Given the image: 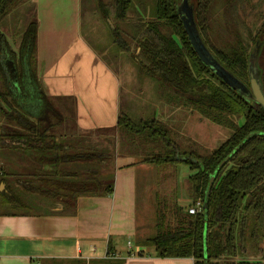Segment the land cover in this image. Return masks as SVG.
I'll return each mask as SVG.
<instances>
[{
	"label": "trees",
	"instance_id": "trees-1",
	"mask_svg": "<svg viewBox=\"0 0 264 264\" xmlns=\"http://www.w3.org/2000/svg\"><path fill=\"white\" fill-rule=\"evenodd\" d=\"M26 1L0 0V182L7 188L0 190V205L11 206L3 212L75 213L80 195L114 191L115 159L120 154L154 164L165 172L169 186V176L186 164L191 172L184 185L191 202L179 204L172 186L159 193L156 232L143 243L155 246L160 256L193 257L195 264H264L263 259L247 258L250 251H263L264 106L203 61L179 11L184 0H157L150 19L134 0H98V5L111 24L113 42L140 72L159 79L188 105L231 129L213 149L154 112L135 118L121 109L114 126L80 130L75 111L65 113L39 78L37 19L28 24L18 49L1 29L3 20ZM242 2L189 0L205 45L250 86L252 46L240 28ZM262 30L264 22L252 37L254 48ZM242 116L245 122L240 124ZM227 156L211 187L208 208L190 213L194 202H205L210 176ZM27 202L31 209L19 207Z\"/></svg>",
	"mask_w": 264,
	"mask_h": 264
},
{
	"label": "crops",
	"instance_id": "crops-1",
	"mask_svg": "<svg viewBox=\"0 0 264 264\" xmlns=\"http://www.w3.org/2000/svg\"><path fill=\"white\" fill-rule=\"evenodd\" d=\"M38 2L37 69L44 90L59 107L75 111L80 130L114 126L124 109L122 82L82 32L80 0ZM139 158L117 155L114 191L80 195L75 213L0 211V264H195L193 257L160 256L143 243L155 234L156 217L144 209L141 218L139 200L152 207L154 196L156 213L161 191L154 177L161 171ZM177 198L183 206L191 202L187 191Z\"/></svg>",
	"mask_w": 264,
	"mask_h": 264
},
{
	"label": "rangeland",
	"instance_id": "rangeland-1",
	"mask_svg": "<svg viewBox=\"0 0 264 264\" xmlns=\"http://www.w3.org/2000/svg\"><path fill=\"white\" fill-rule=\"evenodd\" d=\"M134 1L139 11L145 17L150 19L154 15L157 0ZM38 3V0H27L3 20L1 29L15 49H18L20 39L28 24L32 20L37 19ZM80 4L82 32L91 41L97 51H99L100 55L105 56L108 64L119 75L122 82L121 103L127 112L135 118L151 115L153 112L157 114L158 112L157 115L169 121L174 128L184 134L190 135L200 145L209 149L221 145L229 137L231 133L230 128L217 121H213L210 116L203 115L199 109L188 105L181 94L164 85L159 79L147 75L144 71L140 72L137 63L117 48L112 39L111 24L104 19L99 9L98 0H80ZM238 10L240 13L241 31L249 47L252 46V51L256 50L257 64L264 72V30L260 31V43L256 48H254V42L252 41L253 35L258 32L264 22V0H243ZM9 64L10 73L14 76L12 73L14 70L13 63L9 61ZM1 84L3 86L2 81ZM63 110L65 113H73V110L70 108ZM235 120L237 121V119ZM238 122L243 124L245 117L242 116ZM2 161H0V167H2ZM167 171L172 172L173 170ZM190 172L188 165L180 164L177 167L176 174L172 173L169 176L171 184L176 189V194L186 192L184 183ZM157 175L160 182L155 189L159 191L160 188L161 193L166 192L168 180L165 172L162 174V171L161 173L158 171L154 177V181ZM159 176L161 177L159 178ZM22 177L25 176L23 175ZM160 184H165V189ZM6 189V184L0 182V190L5 191ZM138 191L141 201L145 203V189L142 185ZM154 191L152 190V193ZM150 201L152 207L147 203H140L139 200L141 218L144 209L147 215H154L156 217L154 196H151ZM30 206L31 202H27V206L19 205V207L26 209H31ZM9 207L11 206L2 204L0 205V211H6L10 209ZM260 245L263 251L258 253L250 251L247 258L264 260V238L261 240Z\"/></svg>",
	"mask_w": 264,
	"mask_h": 264
},
{
	"label": "water",
	"instance_id": "water-1",
	"mask_svg": "<svg viewBox=\"0 0 264 264\" xmlns=\"http://www.w3.org/2000/svg\"><path fill=\"white\" fill-rule=\"evenodd\" d=\"M182 14L184 24L188 31L190 40L195 47V50L198 52L200 57L203 59L205 63L210 65V67L223 78L231 86L238 88L245 95L252 96L256 101L261 103L264 106V72L261 68H259L256 59V50L252 51L250 56L249 63V72H250V86H248L245 82L240 80L237 76H235L229 69H227L223 64L219 62V60L213 55V53L208 49L201 38V34L197 28L193 6L189 3V0H184L180 6L179 10ZM12 62V61H10ZM13 63V62H12ZM13 65V64H12ZM14 68V66H13ZM12 71V70H11ZM15 69L12 71L14 74ZM230 156V155H229ZM227 156L216 168L215 172L211 174L210 181L206 190V198L203 203V207L205 209L208 208V196L215 180L216 174L221 168V166L227 161L229 158ZM5 184V183H4ZM207 264V263H206Z\"/></svg>",
	"mask_w": 264,
	"mask_h": 264
},
{
	"label": "built area",
	"instance_id": "built-area-1",
	"mask_svg": "<svg viewBox=\"0 0 264 264\" xmlns=\"http://www.w3.org/2000/svg\"><path fill=\"white\" fill-rule=\"evenodd\" d=\"M203 203L204 202L201 199L197 200L196 202H194V204L192 206L189 207V212L190 213H197L203 207Z\"/></svg>",
	"mask_w": 264,
	"mask_h": 264
}]
</instances>
